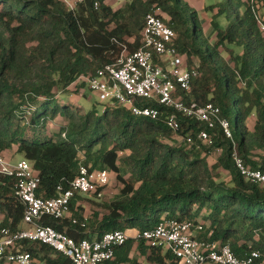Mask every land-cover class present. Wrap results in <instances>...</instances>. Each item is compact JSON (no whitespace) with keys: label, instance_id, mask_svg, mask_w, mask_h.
Masks as SVG:
<instances>
[{"label":"trees","instance_id":"obj_1","mask_svg":"<svg viewBox=\"0 0 264 264\" xmlns=\"http://www.w3.org/2000/svg\"><path fill=\"white\" fill-rule=\"evenodd\" d=\"M154 7L168 17L188 66L200 64L201 76L190 91L180 93L182 98L188 104L218 106L230 123L239 154L249 167L264 172V35L253 13L256 9L264 20V0H225L206 7L213 13V32L207 39L198 12L186 0H130L118 9L106 0H85L75 13L61 0H0V154L16 148L33 164L41 180L36 193L44 199L58 196L59 187L69 189L81 166L115 174L122 188L114 200L100 205L105 214L87 218L83 201L101 200L109 185L73 199L77 224L71 218L42 219V224L76 241L115 230L135 234L155 228L164 217L194 223L200 217L209 227L203 223L199 239L230 244L240 257L251 243L264 255V187L246 181L237 170L233 142L219 125L210 130L150 100L139 103L159 109L156 120L110 104L79 115L58 100L71 86L84 84L81 76L114 63L123 47L129 53L138 50L145 18ZM219 18L228 21L225 28ZM172 113L181 124L177 133L166 124ZM59 117L66 121L60 134L42 137L40 129ZM202 130H208L222 149L213 165L206 147L188 148L183 142L188 135L196 139ZM121 154L127 157L122 160ZM219 170L229 172L230 183L214 174ZM15 183L0 175V216H5L0 227L22 225L25 205ZM134 244L130 239L103 264H140L131 257ZM138 248L152 264H181L171 252L143 243ZM22 251L41 263L73 264L42 242L25 241Z\"/></svg>","mask_w":264,"mask_h":264},{"label":"built area","instance_id":"obj_2","mask_svg":"<svg viewBox=\"0 0 264 264\" xmlns=\"http://www.w3.org/2000/svg\"><path fill=\"white\" fill-rule=\"evenodd\" d=\"M61 1L75 13L85 0ZM255 2L251 0V3ZM98 7L96 3L95 8ZM253 13L264 35V20L256 9H253ZM168 22L164 11L154 7L145 18L140 48L129 53L127 47H123L121 56L114 63L106 65L94 75L81 76L79 82L85 83L101 103L127 108L136 117L159 118V109L139 103L150 100L174 113L197 120L210 130L219 125L226 138L233 142L232 159L237 170L246 181L264 187V172L249 167L239 154L230 123L221 117L220 108L213 103L202 106L188 104L182 98L180 93L190 91L194 80L201 76L200 64L196 62L192 67L188 66L187 57L180 54L176 47L177 34ZM174 113L167 117L166 124L177 133L181 124ZM63 137L66 135L63 134ZM183 142L188 148L200 150L204 146L209 153H222L208 130L200 131L196 139L188 135ZM0 175L15 179L16 195L25 205L21 227H0V263L46 264L35 260L29 252L22 251L23 243L28 241L42 242L54 248L69 257L73 264H103L113 260L116 251L131 239L153 249L171 252L181 264H264L262 250L254 249L251 243L247 253L240 257L230 244L199 239V234L204 231L203 223L164 217L153 229L135 234L115 230L100 238L80 241L41 223L48 216L56 220L71 218L77 224L71 212L73 199L78 195L97 193L108 186L111 178L107 170H91L81 166L71 187H59L58 196L50 199L37 196L41 180L33 164L25 159L14 164L0 154ZM4 219L5 216H0V225Z\"/></svg>","mask_w":264,"mask_h":264},{"label":"rangeland","instance_id":"obj_3","mask_svg":"<svg viewBox=\"0 0 264 264\" xmlns=\"http://www.w3.org/2000/svg\"><path fill=\"white\" fill-rule=\"evenodd\" d=\"M128 1L130 0H106L107 4L110 5L113 9H118L122 6H124ZM197 4L204 5V7H209L212 5H216L219 3L224 2L225 0H192ZM191 8H193V5H191ZM264 12V7L262 8ZM198 21L202 24L203 30H204V38L209 37V35L213 32V26L211 25V21L213 19V13L206 12L205 11H199L197 14ZM220 24L222 28H225L228 25V21L225 18H219ZM190 24H192V21L190 20ZM207 39V38H206ZM215 37L213 36L211 38V42L214 43ZM227 59L229 57L227 56ZM58 100L60 101V104H66L70 108H72L74 111H76L79 115L85 114L86 112L90 111L93 107H96L98 111H102L104 109L103 103L101 104L98 97L92 93L90 90H88L86 84L84 83H78L77 85L71 86L66 92L58 95ZM235 110L232 113V122L234 119ZM255 122V118L252 117L249 121L250 128L253 127ZM66 124L65 119L59 117L53 122H48L47 125L44 128L40 129V135L42 137H51L55 138L57 137L62 127ZM234 126V123H232ZM28 135H32L31 132L28 133ZM177 144L182 145V142L177 139L175 141ZM16 148L9 150L4 153V155L8 158H11L13 156V153L15 152ZM207 150V149H206ZM206 150L203 149L206 153ZM207 156H209V163L213 165L217 159L218 156L212 153H208ZM121 159L124 160L127 155L121 154ZM22 159V156L20 154H15L10 160L12 163H17L19 160ZM214 174H219L222 181L226 183H230L231 176L229 172L225 170H219L215 171ZM111 182L108 187L105 189V196L98 200L95 197H89L87 200H84L85 209H84V215L92 219L95 217V214L103 215L105 214L104 209L102 208V204H107L110 201L115 199V196L120 192L122 185L117 181L115 174L110 173ZM97 201V202H94ZM199 223H204L206 229L209 227V222H206L203 218H198ZM24 225V224H23ZM26 226V225H25ZM203 234V233H202ZM202 234L200 237H202Z\"/></svg>","mask_w":264,"mask_h":264},{"label":"crops","instance_id":"obj_4","mask_svg":"<svg viewBox=\"0 0 264 264\" xmlns=\"http://www.w3.org/2000/svg\"><path fill=\"white\" fill-rule=\"evenodd\" d=\"M188 3H189V5L191 4V5H193V8L197 11V12H199V11H205V9H206V7H204V5H200V4H197V3H195L194 1H192V0H186ZM14 149V148H13ZM7 152V151H6ZM5 153V152H4ZM3 153V154H4ZM15 154H17V149L15 150V152L13 153V156L15 155ZM216 155V154H215ZM12 156V157H13ZM11 157V158H12ZM8 158V157H7ZM11 158H8V159H11ZM22 159H23V157H22ZM22 159H20V160H22ZM19 160V161H20ZM130 232V231H129ZM131 233V232H130ZM132 234V233H131ZM138 246H139V243H137V242H135V244H134V248H133V251H132V254H131V257L133 258H135V259H137L138 260V262L140 263V264H152V263H150L148 260H147V257L145 256V255H143L140 251H139V248H138ZM0 264H7V263H0Z\"/></svg>","mask_w":264,"mask_h":264}]
</instances>
